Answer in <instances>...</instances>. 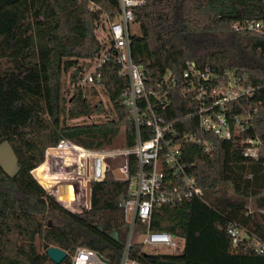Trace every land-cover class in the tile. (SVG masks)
Listing matches in <instances>:
<instances>
[{
  "label": "trees",
  "instance_id": "obj_1",
  "mask_svg": "<svg viewBox=\"0 0 264 264\" xmlns=\"http://www.w3.org/2000/svg\"><path fill=\"white\" fill-rule=\"evenodd\" d=\"M91 2L100 8L90 10ZM117 11V0H0V142L8 140L18 158L13 175L0 169V264H55L46 255L49 246L66 252L59 264H70L77 247L95 250L107 264L121 260L129 226L118 201L126 181L108 171L103 181L91 182L89 208L72 212L31 174L45 149L61 138L91 149L108 148L119 135L125 145L134 143L127 111L115 102L128 85L120 65L108 60L100 78L109 110L101 101L88 102L86 92L97 95V87L76 85L99 53L102 40L95 30L101 13L113 20ZM135 18L140 34L131 36L132 54L151 78L165 73L179 78L190 63L200 70H232L247 77L255 90L241 106L255 108L251 135L260 144L252 160L231 141L211 134H203L213 144L211 154L201 145L182 142V160L202 196L154 206L149 229L181 237L183 249L148 254L134 241L129 257L141 264H264V0H146ZM250 22L262 27L248 29ZM68 71L73 90L66 98L63 76ZM195 107L190 96L176 91L166 119L175 121L181 135H201L194 117L180 120ZM62 113L70 118L103 113L108 118L66 124L60 121ZM71 164L65 157L53 167L69 169ZM35 173L51 189L45 164ZM65 195L70 197H63V204L73 208L72 192ZM229 225L243 232L242 241L234 243ZM136 227L137 232L145 229L139 222ZM254 242L262 249H255Z\"/></svg>",
  "mask_w": 264,
  "mask_h": 264
},
{
  "label": "built area",
  "instance_id": "obj_2",
  "mask_svg": "<svg viewBox=\"0 0 264 264\" xmlns=\"http://www.w3.org/2000/svg\"><path fill=\"white\" fill-rule=\"evenodd\" d=\"M118 11L107 24V38L101 43L99 53L89 60L77 81L78 87L100 86L104 64L113 60L120 65L119 74L128 79V85L121 92L116 103L127 111L128 120L134 127V143L116 149H91L69 139L61 138L46 153L53 152V161L67 157L71 160V176L68 180H56L66 187L55 188L54 199L64 208L65 195L69 190L71 202L81 212L90 206L91 182L103 181L108 171L117 168L127 182L125 194L119 198L118 205L123 211L129 229L123 254L119 264H141L129 257V249L134 245L133 235H141L140 245L162 244L170 248L168 254L180 253L183 239L167 232L151 231L149 220L152 208L164 203L201 198L202 188L193 174L187 171L182 160V142L201 145L205 153L213 152V144L203 134L229 140L242 155L256 159L260 140L251 135L254 124L255 108L241 106V100L253 95V86L245 75L226 70L221 74L200 70L192 63L177 78L165 73L157 78L150 77V71L136 61L131 49V36L140 34V26L135 18V10L146 0H117ZM91 4H94L91 2ZM136 29L133 30L132 27ZM248 29L259 30V22L245 25ZM138 30V31H136ZM190 96L196 107L180 120L194 117L201 135L195 133L180 134L175 121L166 119L165 111L173 99L174 93ZM240 111H235L236 108ZM121 157V165L111 169L109 161ZM58 179V176H54ZM60 178V177H59ZM65 197V198H63ZM62 204H61V203ZM145 229L137 232L136 223ZM234 243L242 241L243 232L234 225L227 228ZM255 249L262 246L254 242ZM99 253L87 247H77L70 255V264H104ZM107 264V263H105Z\"/></svg>",
  "mask_w": 264,
  "mask_h": 264
},
{
  "label": "rangeland",
  "instance_id": "obj_3",
  "mask_svg": "<svg viewBox=\"0 0 264 264\" xmlns=\"http://www.w3.org/2000/svg\"><path fill=\"white\" fill-rule=\"evenodd\" d=\"M99 8H100V6L96 5L95 3L94 4H91V3L89 4V9L90 10H97ZM109 20H110V18L107 16L106 13H101L100 24L98 25L97 29L95 30V33H96L97 37L99 39H101L103 42L107 38V24H108ZM132 28H133V30H135L136 26L132 27ZM136 31H138V30H136ZM70 72L71 71H68L63 76V91H64L63 94H64V97H66V98H68L70 96V94H71V92L73 90L72 85L69 83ZM97 89H98L97 91H99L97 95L90 94V91L86 92L87 93L88 102L93 104L95 102L101 101V103L103 104L104 108L106 110H109L110 104L108 103V100H107L106 96L101 91L100 87H97ZM68 107H69V105H68V103H66L64 112H66ZM107 118H108L107 115L103 114V113L96 114L94 116H90L89 118H86V117H84V118H70V117H67V114H64V113H62L60 115V121L63 120V121H65L66 124H74V123H80V122H104ZM112 142H113L112 145L109 146L107 149L121 148L124 145V142H123V139H122L121 135L115 137ZM55 161H53V152H49V153L44 152V159L38 165V166H40L41 164H45V167L47 168V173H49L48 175L52 176V178L50 179L51 182H52L51 183V185H52L51 189L49 187H48L49 189L48 188L45 189V191L48 194H50L51 196H54L53 193H57V190L55 188H62L61 186H64V188L66 187L65 183H59L56 180H65V181L68 180V176H71L70 171L72 169V168L61 169L60 167L55 168V167H53V162H55ZM121 162H122L121 157H116L114 159H111L109 161V167L111 169H114L115 167L121 165ZM54 176H58V179L57 178H53ZM53 181H56V182L53 183ZM70 208H72V207H70ZM45 221L46 220H44V222ZM141 238H142L141 235H139V236L138 235H133V240L136 241V242L140 241ZM35 242L37 243L38 240L36 239ZM142 250H143V252L148 253V254H160V253L168 254L171 251L168 246H165V245H162V244H145V245L142 246Z\"/></svg>",
  "mask_w": 264,
  "mask_h": 264
},
{
  "label": "water",
  "instance_id": "obj_4",
  "mask_svg": "<svg viewBox=\"0 0 264 264\" xmlns=\"http://www.w3.org/2000/svg\"><path fill=\"white\" fill-rule=\"evenodd\" d=\"M17 168H18L17 155L13 150L9 141L5 139L0 142V169L4 172V174L11 176L17 171ZM31 174L36 179V181L42 186L43 189L47 188L48 186L46 185L47 183H44L39 180V177L35 173V168L31 170ZM113 176L116 179L123 178V175L117 168L113 171ZM70 211L76 212L77 210L75 208H70ZM48 224H50V221H48ZM45 252L47 257L55 264H59L66 257V252L55 246L47 247ZM98 256L104 264L107 263V261L100 254ZM158 264H182V263L176 261H170V260H160Z\"/></svg>",
  "mask_w": 264,
  "mask_h": 264
}]
</instances>
